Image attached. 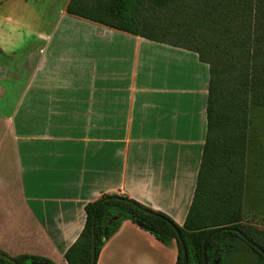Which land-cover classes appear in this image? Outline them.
Instances as JSON below:
<instances>
[{"label":"crops","instance_id":"1","mask_svg":"<svg viewBox=\"0 0 264 264\" xmlns=\"http://www.w3.org/2000/svg\"><path fill=\"white\" fill-rule=\"evenodd\" d=\"M68 1L40 13V26L19 22L14 35L5 26L16 22L0 13V49L23 62L12 72L0 64V250L56 264H67L85 204L103 193L183 224L209 84L197 52L70 15ZM176 258L175 240L163 244L124 220L95 264Z\"/></svg>","mask_w":264,"mask_h":264},{"label":"trees","instance_id":"2","mask_svg":"<svg viewBox=\"0 0 264 264\" xmlns=\"http://www.w3.org/2000/svg\"><path fill=\"white\" fill-rule=\"evenodd\" d=\"M146 1L151 8L175 10L183 0H69L65 10L70 15L110 28L191 49L209 65L206 135L192 201L183 224L179 225L167 214L125 195L103 193L85 204L84 226L65 251L64 259L67 264L90 263L94 225L95 264L105 242L124 220H131L163 244L175 240V264H183L175 229L186 250L185 264H203L204 256L207 264H264V255L251 244H257L264 251V230L243 222L250 112L255 107L264 108V46L254 45L257 36L251 30L246 13L238 19L237 12L222 17L207 9L198 23L205 31L213 33L217 43L210 45L206 37L205 43L184 44L179 42L183 37L189 42L196 40L192 34L193 21L184 31L172 32L170 27L157 30L155 26L150 27L144 17L148 14L145 13ZM254 13L264 17V0H254ZM186 20L184 18V22ZM168 33L175 35V41L164 38ZM12 258L19 264H56L34 254ZM0 264L12 263L0 258Z\"/></svg>","mask_w":264,"mask_h":264},{"label":"rangeland","instance_id":"3","mask_svg":"<svg viewBox=\"0 0 264 264\" xmlns=\"http://www.w3.org/2000/svg\"><path fill=\"white\" fill-rule=\"evenodd\" d=\"M61 2L62 0H0V13L16 22V26L12 23L5 26L14 35L20 29L19 22L24 26H40L42 18L38 15L52 12L49 8H53L56 13ZM145 4L147 7L145 13L148 14H145L144 17L148 25L155 26L157 30L162 31L166 27H170L172 32L184 31L190 25V21H193L192 34L196 40L189 42L184 37L179 40V42L188 45L205 43L206 37L210 39V45L217 43L213 33L205 31L204 27H200L201 25L198 23L206 9L227 17L237 12L238 19H241L242 13H246L251 30L257 36L254 45L257 43L264 46V17L254 13V0H183L180 8L175 10L165 7L151 8L147 1ZM184 18L187 19L185 22ZM1 25L3 28V22L0 19ZM22 33L23 31L20 32V34ZM171 33H168L164 38L175 41L176 37ZM13 42L17 41L13 40ZM222 43H226V41ZM16 57H20L18 52L13 51L9 55L0 49V64L7 66L11 72L19 69L20 67L17 65L23 63L20 60L16 61ZM10 86L14 87L13 81ZM245 179L243 222L264 230V108L255 107L250 112L249 149L246 157Z\"/></svg>","mask_w":264,"mask_h":264},{"label":"water","instance_id":"4","mask_svg":"<svg viewBox=\"0 0 264 264\" xmlns=\"http://www.w3.org/2000/svg\"><path fill=\"white\" fill-rule=\"evenodd\" d=\"M135 207H137L138 209L142 210L145 213H149V211L139 207L136 204H133ZM176 233H177V237L181 243V248H182V253H183V264L186 263L187 261V254H186V250L185 247L183 245L182 239L178 233V231L175 229ZM238 234L243 237L245 240H247L246 236L242 233V231L238 230L237 231ZM213 234V233H212ZM212 234L209 235L212 236ZM208 237V238H209ZM249 241V240H248ZM250 242V241H249ZM251 243V242H250ZM253 245L254 248H256L257 250H259L263 255H264V251L257 245L254 243H251ZM94 257H95V243H94V225H92V232H91V259H90V263L89 264H94ZM0 258L5 259L9 262H11L12 264H19L17 261H15L11 256H9L8 254L2 253L0 252ZM203 264H207V260L205 258V256L203 257Z\"/></svg>","mask_w":264,"mask_h":264}]
</instances>
